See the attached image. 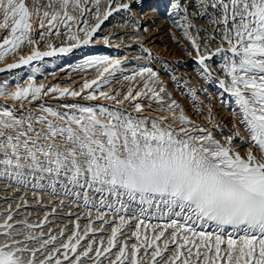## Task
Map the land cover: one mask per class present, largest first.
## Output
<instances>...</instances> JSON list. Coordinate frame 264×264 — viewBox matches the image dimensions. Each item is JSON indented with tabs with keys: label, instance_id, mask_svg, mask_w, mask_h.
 Instances as JSON below:
<instances>
[{
	"label": "snow or ice",
	"instance_id": "6c2138e0",
	"mask_svg": "<svg viewBox=\"0 0 264 264\" xmlns=\"http://www.w3.org/2000/svg\"><path fill=\"white\" fill-rule=\"evenodd\" d=\"M89 2L0 0V30L5 32L0 61L18 54L25 42L32 46L29 55H19L18 62L0 68V73L87 45L113 10L129 8L123 3L112 9L115 0H109L101 19L100 0H92L100 23L89 27L87 20H81L85 25L78 29L84 33L81 39L71 32L76 17L69 9L83 16ZM199 5L200 16L222 25L216 50L200 51L198 38L188 32L193 25L186 14L181 26L206 82L214 79L206 60L222 58L224 78L217 87L235 102L230 113L235 123L227 133L211 107L206 124H201L171 96L165 101L161 93L166 89L157 90L148 82H158L151 68L124 77L134 81L147 74L143 88L129 87L126 93L101 90L110 84L108 77L121 70L120 60L107 56L89 57L76 65L97 73L80 91L37 84L38 68H32L33 75L23 84L17 79L14 90H8V80L0 83V98L21 105L19 109L0 105V179L34 189L50 188L52 194L59 185L65 196L77 200L84 190L89 217L83 232L77 217L66 240L49 250L57 235L43 239L42 231L39 235L33 231L43 228L47 215L35 225L20 221V230L12 223L14 217L7 215L0 221V264H264V0H199ZM173 8L179 10L181 5L173 4ZM34 25L42 30L39 40ZM60 25L74 43L60 48L49 43L47 51H40L36 45L45 36L62 34ZM207 39L215 43V36ZM97 92L115 105L131 104L140 115L79 103H60L55 108L41 103L24 114L25 104L49 94L58 101L78 97L95 101ZM141 97L155 100L159 115L144 114ZM196 112L203 115L199 107ZM89 190L99 194L98 203L90 199ZM93 209L95 220L91 219ZM157 215L166 222L145 223V217ZM132 220L135 228L122 240ZM95 221L101 222L99 228L94 227ZM105 226L110 227V235L93 239ZM58 235L64 237L65 230ZM130 239H134L131 244Z\"/></svg>",
	"mask_w": 264,
	"mask_h": 264
},
{
	"label": "bare ground",
	"instance_id": "6f19581e",
	"mask_svg": "<svg viewBox=\"0 0 264 264\" xmlns=\"http://www.w3.org/2000/svg\"><path fill=\"white\" fill-rule=\"evenodd\" d=\"M119 1L120 0L115 1V5L113 6L112 9H115L117 7V3ZM134 1H138V0H134ZM28 2L30 4L31 0H28ZM44 2H47V0H44ZM154 2H157V4L156 3L155 5L151 4L150 6H152V9L149 12L150 15H153V17L157 20L154 31H157V33L162 34V37H166V39H168L167 33H166L167 31L174 29V27L175 29L178 30V26L176 22H174L173 20L178 10L173 8V4L181 5L180 9L183 11L182 14L183 15L186 14L187 17H189L188 21L191 20L196 15V13L191 12V10L196 7V4H195L196 2L198 4L197 0H154ZM105 3H106V0H105ZM102 4H100L99 7ZM84 6L88 8L89 11L85 12L83 16H81L78 11H74L71 8L69 9L72 15L77 16L76 21L71 23V27L73 25L75 26V29H73L71 32L77 33L78 35L82 33V32H79L78 29L83 28L85 26L84 24L80 23L81 20H87L89 27H93L97 23H100V20L95 18V5L92 2V0H90V2ZM130 7L137 8L138 6H136V2L135 3L133 2L132 4H130ZM158 8H162V10L158 11ZM184 9H187V13H185ZM103 12H101V19H103V16H102ZM130 12H131L130 14L135 13L132 10H130ZM131 16L132 15H127L124 12L115 11L106 20H103V23H100L99 29L92 36V39H91L93 40L92 43L89 42L87 45H84V46L82 44L80 48H74L73 51L67 55H56L52 57H44L43 60L45 61L43 60L33 61L30 65L26 67H22L20 69H13L11 72L0 73V83H3L5 80H8L9 82L8 90L9 91L14 90L17 79L19 80L21 84H23L24 82L27 81V78L30 75H33L32 68H38L40 69V71L36 73L34 77L37 84L42 83L45 85L46 88L57 86L61 88L67 87L70 89H75L76 91H80V87L83 85V83L86 80L90 81L92 79H95L97 73L94 68L80 69V68H77L76 65H78L83 60L89 57L107 56L110 59H119L121 62V70L117 71L114 75L109 76L108 79L110 81V84L104 85L101 90L113 92V93L114 92L126 93L129 87L133 89L143 88L144 81L148 79L147 74H145L143 78L137 77L134 81H127L124 79L125 76H131L135 72L139 71L141 68H151L150 67L151 63H154V62H151L144 54H142L140 42H142L144 36L142 35V33L137 32L138 29L136 28L135 26L136 24L134 23ZM0 20H2V15H0ZM206 21L208 22V20ZM61 27H64V26L60 25L59 28ZM34 28L36 29V39L39 40L38 34L42 30L39 29L38 25H34ZM220 28H222V25L217 26V25L211 24V27H209V30L211 32L210 36H215L216 44H214V46L216 45L218 46V44H220V30H219ZM54 30L56 29H53V31ZM194 31H195V28H194ZM61 33L62 34L59 36L54 35V34L45 36L44 39L36 45V47L40 51H47L48 50L47 45L49 43H51L56 48L66 47L70 44V42L74 43L73 41L68 40L67 31H63ZM4 35H5V32L3 30H0V43H2V38ZM106 40H107V43L105 42ZM31 47L32 46L28 48V44L25 42V44L21 46L22 51H24V53L21 55H29L31 52ZM98 47L103 49L102 50L103 52L98 53L96 51L97 54L95 52H92L93 50L95 51V49ZM223 47L226 49L227 45L225 44L223 45ZM215 50L212 49V46L211 48H209V51L211 52H214ZM225 54L230 55V53H225ZM18 60H19V56L16 57V54L9 55L5 57L4 61H0V68L6 67V65L9 63L18 62ZM206 61H207L206 64L210 65V70L214 77L213 81H211L212 87L217 88V91H219L220 93H223V96L227 95L228 98H231L230 101H232L235 104L234 98L230 97L227 93H224L222 89H219L217 87L219 79L224 78L223 72L220 69V64L223 62L221 56H213L210 60H206ZM196 65L202 71V74H203V70L200 68L197 61H196ZM213 65H216V66L213 67ZM189 68H194V67L191 64H189ZM148 82L150 86L156 87L157 90L159 89L158 86H156L155 84H152L151 80H149ZM87 91L91 92V89ZM96 94L98 96V99L95 101L85 100L81 97H78L75 100L64 99V100L58 101L52 98V94H49L48 96L43 97L41 101H35L32 104H25L23 106L25 110L24 114L27 115L29 109H38V106L41 103L45 105H50L54 108L57 107L58 104L60 103H79V104L88 105V106L103 105V106L109 107L110 109L120 108L124 110L126 113H130L133 116L140 115L136 113L133 110L131 104L127 102L124 105H115L112 101H107V100H103L99 98L98 92ZM162 94H164L165 96ZM161 95L164 97L165 101H167L168 95H166L165 93H161ZM140 102L143 105H145L144 110H143L144 114H150L153 117L159 115V113L156 112V109L159 107V105L156 104L155 100L149 99L148 97H141ZM177 103H179L181 107L183 108L182 106L183 104H181L178 101ZM221 103L222 101L220 102L217 100L216 106H218ZM149 104L152 105L151 108L147 107V105ZM0 105H4L7 107H15L17 109L21 107V105H19L18 103L13 105L12 102L6 101L2 98H0ZM216 108H219L220 111L218 112V109H215L216 111L215 117H218L220 120H222V115L220 114L223 113L225 115L226 112L224 111L223 108H220V107H216ZM61 111H64V109H61ZM36 114L38 115L39 112L36 111ZM196 121H199V123L201 124H205L206 122L204 118H200V117H198V119L196 118ZM233 121L234 120H232V122ZM61 179H63V177H61ZM43 183L47 184V181H44ZM83 191L84 190H81V197L79 198V200H77L75 196H65L63 193V190L60 189L59 185H57L56 194H52V190L50 188H46L44 190L34 189L31 185H28V187H23L7 179H0V221L6 218L7 215L11 214L14 217L12 223L16 226L17 230H20L22 228V226L19 223L20 221H27V223L35 225V224H39L42 220H44L45 215H47L48 222L44 224L43 228L42 229L36 228L33 231L37 235H39V233L42 231L44 233L43 239H48L49 234L57 235L56 244L49 247V250H51L52 247H58L59 244L63 240H66L67 236L71 234V231L73 230V227H74L73 222L77 221V217H79L78 223L80 224L81 232H83V230L89 223L88 209L83 204ZM89 197L90 199L96 201L97 203L100 199L99 194L91 192L90 190H89ZM61 200L64 201L63 204L60 203ZM53 208H56L55 213L52 212ZM101 211H109V210L101 209ZM151 211L155 212L156 209L153 208ZM69 213H71V215H69ZM95 215H96L95 209H93L92 217H91L92 220H95ZM108 219L112 220L113 217L109 216ZM144 220L146 224H151V225L162 224L166 222L164 220L159 219L158 215L151 219H148L147 217H145ZM100 223H101L100 221H95L94 227L99 228ZM135 223H136L135 220H132L130 222V227L125 229L124 236L121 237L122 240L130 236L131 231H133L135 228ZM62 228L65 230L64 237H60L58 235ZM23 231L26 232L28 230L23 229ZM110 231H111L110 227L105 226V231L103 233H97V235L92 238L98 240L100 236L106 237L110 235ZM133 242H134V239L128 240L129 244ZM85 243L86 242H82V246H84ZM34 246L38 247L39 245L37 244Z\"/></svg>",
	"mask_w": 264,
	"mask_h": 264
},
{
	"label": "rangeland",
	"instance_id": "374dc122",
	"mask_svg": "<svg viewBox=\"0 0 264 264\" xmlns=\"http://www.w3.org/2000/svg\"><path fill=\"white\" fill-rule=\"evenodd\" d=\"M100 1L103 3L102 4L100 2V4H102L100 6V11L103 12L107 10V8L109 7V2H108L109 0H106V3H105V0H100ZM121 1L123 3L128 4L129 8L120 9L121 11L119 10L118 12H124L127 15H132L131 17L134 23L136 24L135 25L136 28L138 29L137 32L142 33V35L144 36L142 42H140V45H141L140 47L142 49V54H144L151 62H154V63H151L150 67L157 74V77L155 79L158 82L155 85L158 87L163 86L166 89V92H165L166 95L171 96L176 101L183 104L182 106L185 109L186 114H188L193 120H196V118L198 119V117L205 119V117L208 115L209 107L213 109L214 116L216 115L215 109H218V112L220 111V109L216 107L223 108L226 113L224 115L223 113L220 112L221 113L220 115H222V120H220L218 117H216V119L218 121L220 120L219 122L226 125V127L224 128V131L225 133H227L228 130L232 127L230 125H232L234 122V121L232 122L233 119L231 117V114L229 113L233 109H235V104L232 101H230L231 98H228L227 95L223 96V93H220L219 91H217V88H213L211 82H206L203 79L202 71L196 65L195 50L192 48L191 42L184 36V28L181 26L185 23L183 19L185 15L182 14L183 11L179 9L176 12L177 16L175 15V17L173 18L174 22H176L178 26V30L175 29L174 27V29L167 31L166 33H167L168 39H166V37H162V34H159L157 33V31H154L157 20L153 17V15H150L149 13L150 10L152 9V6L150 5L151 4L155 5V3L157 4V2H154V0H138V1L120 0L117 3V6L120 4H123ZM197 1H198V4L197 2L195 3L196 7L192 9L193 11L190 9L191 12L196 13V15L194 16L195 18L193 17L192 19L190 18L191 20H189V22H191L193 26L188 29V32L192 36L195 35L193 36L194 38L199 37L197 39V43L200 44V51L203 53L205 51H209V48H211V46H212V49L215 50L217 45L214 46V44L216 43L208 42L207 38L211 35V32L209 30V27H211V24L209 23L208 16L199 15V12L202 10V8L199 5V0ZM133 2L134 3L136 2V6H138L137 8L135 7L136 9L130 7V4H132ZM81 3H83V1H81ZM114 5L115 3L112 4L111 7L113 8ZM130 10L134 11L135 13L130 14L131 13ZM160 10H162V8H158V11ZM112 12L114 13L115 10H113ZM178 16H180L181 18ZM187 19H189V17H187ZM206 20H208V22ZM194 28L197 33L194 31ZM73 29H75L74 25L71 27V31ZM55 31L56 30H54L53 33ZM59 31L63 32V31H67V29L65 27H61L59 28ZM79 36L82 39L84 36V33L83 32L80 33ZM92 42L93 40L90 41V43ZM29 47L30 45H28V48ZM145 49L147 50L146 52H145ZM102 50L103 49L98 47L95 49V51L93 50L92 52H95L97 54V52L98 53L103 52ZM23 53L24 51H22V48H21L18 51V54H16V57ZM205 63H207V61ZM189 64H191L194 68H189ZM215 66L216 65H213V67ZM193 92L195 93V99L193 98ZM217 100L220 102L222 101V103L219 104L218 106H216ZM197 107L200 108V111L203 113V115L197 114L196 112Z\"/></svg>",
	"mask_w": 264,
	"mask_h": 264
}]
</instances>
